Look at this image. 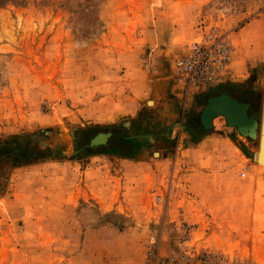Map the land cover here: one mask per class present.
<instances>
[{
	"label": "rangeland",
	"instance_id": "obj_1",
	"mask_svg": "<svg viewBox=\"0 0 264 264\" xmlns=\"http://www.w3.org/2000/svg\"><path fill=\"white\" fill-rule=\"evenodd\" d=\"M214 37L230 60L188 91L174 60ZM222 92L260 119L264 0H0V138L43 129L62 151L2 163L0 264H264L257 140L198 120ZM98 153L121 204L66 202Z\"/></svg>",
	"mask_w": 264,
	"mask_h": 264
},
{
	"label": "water",
	"instance_id": "obj_2",
	"mask_svg": "<svg viewBox=\"0 0 264 264\" xmlns=\"http://www.w3.org/2000/svg\"><path fill=\"white\" fill-rule=\"evenodd\" d=\"M248 107L247 103L240 102L228 93L222 92L207 98L199 112L198 120L202 128L209 129L213 127V119L216 116H223L226 123L234 126L241 135L257 140L260 155L264 150V95H262L259 120L247 114ZM111 136L112 131H98L89 138L85 146L95 149L100 145H106Z\"/></svg>",
	"mask_w": 264,
	"mask_h": 264
},
{
	"label": "built area",
	"instance_id": "obj_3",
	"mask_svg": "<svg viewBox=\"0 0 264 264\" xmlns=\"http://www.w3.org/2000/svg\"><path fill=\"white\" fill-rule=\"evenodd\" d=\"M230 57L231 48L226 40L214 37L202 42H192L186 44L181 54L175 58L173 70L178 78H187L189 91L192 83L201 86L217 81L214 79H218L220 70L226 66ZM157 198L161 201L160 196ZM144 264L152 263L145 261Z\"/></svg>",
	"mask_w": 264,
	"mask_h": 264
},
{
	"label": "crops",
	"instance_id": "obj_4",
	"mask_svg": "<svg viewBox=\"0 0 264 264\" xmlns=\"http://www.w3.org/2000/svg\"><path fill=\"white\" fill-rule=\"evenodd\" d=\"M101 154L103 153L90 156L89 161L85 163V167H83L80 172V179L78 181L75 180V187L74 190H72V193L65 191L63 197L66 202L80 198L94 200L101 207H107L108 205L113 207L114 205L117 206L118 204H121V199L117 198L114 200L112 194L110 193L113 185L112 180L115 181L113 178L116 177V175L109 174L104 165L100 162H95L96 157H100ZM71 163V161H68L67 167L73 165ZM73 168H75L74 172L68 168L71 171L70 174H74L76 179H78V174H76L77 167L74 166ZM65 176L67 177V175ZM158 196L160 195L158 194L157 197ZM117 201H119L118 204L115 203Z\"/></svg>",
	"mask_w": 264,
	"mask_h": 264
},
{
	"label": "trees",
	"instance_id": "obj_5",
	"mask_svg": "<svg viewBox=\"0 0 264 264\" xmlns=\"http://www.w3.org/2000/svg\"><path fill=\"white\" fill-rule=\"evenodd\" d=\"M129 127L130 130H141L142 126ZM45 130L38 129L33 132L10 134L0 138V169L2 163H9L11 166L27 163L36 159H44L51 156H60L61 150L52 149L47 144H41ZM90 150V148H86Z\"/></svg>",
	"mask_w": 264,
	"mask_h": 264
},
{
	"label": "bare ground",
	"instance_id": "obj_6",
	"mask_svg": "<svg viewBox=\"0 0 264 264\" xmlns=\"http://www.w3.org/2000/svg\"><path fill=\"white\" fill-rule=\"evenodd\" d=\"M150 102H151V100H150ZM155 154H158V152H156ZM254 156H255L256 161L264 164V150H262L260 155H259L258 146H257V150H256Z\"/></svg>",
	"mask_w": 264,
	"mask_h": 264
},
{
	"label": "flooded vegetation",
	"instance_id": "obj_7",
	"mask_svg": "<svg viewBox=\"0 0 264 264\" xmlns=\"http://www.w3.org/2000/svg\"><path fill=\"white\" fill-rule=\"evenodd\" d=\"M229 95L232 97V95H231L230 93H229ZM112 135H113V131H112ZM126 139H127V140H130L131 138H126ZM108 143H109V140H108ZM108 143H107V144H108ZM85 145H86V144H85ZM85 145L82 146V148H88V147H86Z\"/></svg>",
	"mask_w": 264,
	"mask_h": 264
}]
</instances>
